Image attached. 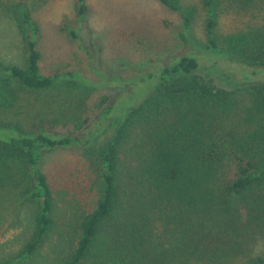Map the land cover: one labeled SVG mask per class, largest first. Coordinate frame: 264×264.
I'll list each match as a JSON object with an SVG mask.
<instances>
[{
  "label": "trees",
  "instance_id": "trees-1",
  "mask_svg": "<svg viewBox=\"0 0 264 264\" xmlns=\"http://www.w3.org/2000/svg\"><path fill=\"white\" fill-rule=\"evenodd\" d=\"M160 2L175 8L171 0ZM202 2L208 46L193 40L186 17L182 34L193 49L150 70L130 69L127 76H100L94 68L95 77L77 69L44 74L38 25L28 10H21L27 69L0 64V75L32 89L63 80L117 89L100 97L97 117L83 136L0 125V184L9 186L13 180L21 196L35 204L20 260L37 253L55 222V195L40 168L44 151L56 146L88 150L116 118L120 123L93 164L99 167L95 206L80 215L78 238L61 264H206L210 254L225 251L222 244L234 249L243 229H264V125L254 126L246 117L256 108L264 113V40H254L258 49L246 59L225 52L216 40L215 0ZM88 9L87 0H78L79 20ZM79 30L78 24L70 34L86 48ZM204 60L240 74L242 83H254L250 102L244 104L237 91L213 86L200 76ZM101 77L109 82L102 83ZM137 126L142 129L134 137ZM128 137L137 156L130 167L119 158ZM252 264H264V257Z\"/></svg>",
  "mask_w": 264,
  "mask_h": 264
},
{
  "label": "rangeland",
  "instance_id": "rangeland-1",
  "mask_svg": "<svg viewBox=\"0 0 264 264\" xmlns=\"http://www.w3.org/2000/svg\"><path fill=\"white\" fill-rule=\"evenodd\" d=\"M171 1L175 8L160 0H87L88 12L79 20L78 0H0V64L27 69V32L21 10H28L38 25L40 67L44 74L77 69L95 77L94 68L100 76H127L130 69L159 67L193 49L182 34L186 17L193 40L202 47L208 46L207 12L202 0ZM215 10L219 48L243 59L251 56L258 49L254 40H264V0H215ZM78 24L86 48H81L70 34ZM206 61L197 70L200 76L211 80L213 86L237 91L244 104L250 102L254 83H242L240 74L216 68L214 60ZM100 80L109 82L105 77ZM116 89H91L80 80H63L48 88L32 89L0 75V125L30 133L49 130L83 136L85 128L97 117L100 97L112 95ZM260 106H264V101ZM160 116L164 119L162 111ZM246 117L254 126L264 125V113L257 108ZM119 123V119H113L88 150L56 146L44 151L40 168L47 174L55 195V222L37 253L23 260L19 253L32 232L35 204L21 196L13 180L7 179L9 186L0 184V264H61L69 255L79 235L80 215L91 210L98 197L99 167L93 164L99 162L103 147ZM137 127L134 137L142 129ZM132 144L130 137L124 139L119 153L123 166H133L137 161ZM12 162L11 170L17 163L16 159ZM235 242L234 249L229 243L222 244L225 251L210 254L206 264H252L257 257H264L261 226L243 229Z\"/></svg>",
  "mask_w": 264,
  "mask_h": 264
}]
</instances>
